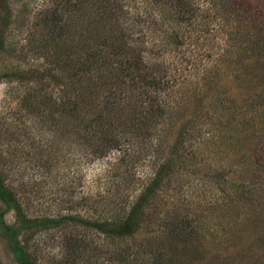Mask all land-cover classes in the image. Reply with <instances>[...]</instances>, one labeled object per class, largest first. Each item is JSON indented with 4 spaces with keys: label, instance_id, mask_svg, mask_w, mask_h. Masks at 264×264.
Masks as SVG:
<instances>
[{
    "label": "rangeland",
    "instance_id": "obj_1",
    "mask_svg": "<svg viewBox=\"0 0 264 264\" xmlns=\"http://www.w3.org/2000/svg\"><path fill=\"white\" fill-rule=\"evenodd\" d=\"M65 1L0 0V131L4 139L0 154L8 182L31 216H80L65 226L39 229L32 236L22 234L33 263L147 264L156 258L161 264H255L259 255L264 256L259 243L264 230V0H248L256 14L254 30L248 22L243 27L235 11L230 22L222 20L224 10L215 18L208 12L213 7L210 1L200 0L207 16L200 29L191 26L178 45L166 48L153 31L159 17L140 14L144 16L140 28L148 31L145 55L157 49L167 65L162 75L167 90L160 97L169 110L175 111L188 98L191 103L197 83L208 87L201 91L205 109L195 98L189 106L195 113L183 121L200 120L204 126L191 131L192 138L185 143L190 146L187 156L176 157L171 177L158 186L159 194L148 207L146 231L121 242L122 248L130 247L123 249L126 260H118L123 255L116 253L114 242L85 225L84 219L103 215L108 206L104 204L113 194L119 193L112 201L119 204L123 196L136 197L143 186H109L108 171L117 153L103 159L88 157L81 139H68L59 125L54 129L52 123L39 126L33 115L29 119L22 113L30 88H42L43 95H63L65 85L52 74L65 75L62 48L67 42L64 36L53 38L52 26L56 13L63 16ZM80 19L74 32L83 27ZM63 24L57 25V33ZM64 30L61 35L68 33ZM79 91L75 85L71 92ZM175 133L165 138L162 156L169 154ZM152 146L154 151L157 147ZM149 156L137 167L140 181L155 171ZM160 156L155 158L158 163ZM227 196L234 201L225 219ZM3 210L0 200L2 221H17L13 210ZM173 219L178 222L169 224ZM230 237L237 238L236 243ZM0 264H20L1 221Z\"/></svg>",
    "mask_w": 264,
    "mask_h": 264
},
{
    "label": "trees",
    "instance_id": "obj_2",
    "mask_svg": "<svg viewBox=\"0 0 264 264\" xmlns=\"http://www.w3.org/2000/svg\"><path fill=\"white\" fill-rule=\"evenodd\" d=\"M209 1L214 8L210 6L208 12L214 13L215 18L224 10L227 14L223 15L222 20L230 22L231 13L235 11L237 18L240 16L239 22L243 27L250 24L249 27L254 30L256 24L252 16L256 14L248 0ZM64 7L66 16L56 13L52 26L53 38L64 36L67 42L62 48L66 58L62 60L66 68L63 69L65 75L52 74L53 79H58L65 85L63 95L61 98L55 94L43 95L42 88L32 91L30 88L23 100L22 113L25 112L29 119L33 115L39 126L52 123L53 128L54 125H59L63 128L62 135L68 139L74 140L78 137L82 140V148L88 157L103 159L117 153L108 171L109 186H143L136 197H131L130 194L123 196L119 204L112 202L115 197H119V193L113 194L111 200L104 204L108 206L104 207L103 215L93 220L84 219L85 225L94 226L98 232L114 242L116 253L122 256L126 253L123 249L130 247L122 248L121 242L146 231V223L149 222L148 207H152L149 204L159 194L158 186L167 177H171L172 173L169 172L176 157L181 159V156H187L190 146L185 143L188 138H192L196 126H204L200 120L193 121L194 124H189L191 120L183 121L189 114L192 118L194 108L189 106L195 98L202 103L201 108L205 109L201 91L208 87L203 83L199 86L197 83L191 103L188 98L175 111L169 110L165 99L161 100L160 97L163 89L167 90L164 83L166 79L162 76L167 71V65L159 59L161 54L157 49L149 56L145 55L149 50L145 45L148 31L140 28L144 18L140 14L159 17L157 28L153 31L161 36L160 45L164 48L178 45L185 31L187 33L191 26L200 29V24L207 16L200 0H66ZM244 14L251 18L246 20ZM80 18L83 20V27L77 33L74 31ZM63 21L61 31L65 29L68 33L61 35V31L57 33L55 30ZM242 25L237 28L240 30ZM230 32L235 34L233 30ZM77 35L79 40L75 39ZM242 48L246 49L247 46ZM55 58L60 62L58 53ZM75 85L81 90L78 94L71 92ZM171 86L170 84L169 87ZM161 124L164 126H160ZM177 126L180 127L176 132ZM174 133L175 139L169 154L162 156L166 151L165 138L174 137ZM1 135L0 131V143L4 141L1 140ZM153 143L157 147L154 151ZM185 146H188L187 150ZM159 154L161 156L158 163L155 158ZM147 156L150 160L154 159L155 171L147 180L140 181L136 176L137 167ZM162 157L164 160H161ZM8 181L0 154V200L4 204L3 211L13 210L17 216V221L11 224L2 221L1 215L0 221L12 241L19 263L34 264L31 253L20 238L21 235L29 232V236H32L39 229L65 226L75 222L80 216L71 213L31 216ZM247 198L253 200V196ZM233 201L234 198L227 196L223 203L227 208L225 219L226 216L230 217ZM173 221L178 222L173 219L169 224H173ZM177 232L183 236L181 229ZM263 232L264 230L259 236V243L264 250ZM186 238L187 236L182 239L186 241ZM236 240L237 238L230 237L231 242L236 243ZM126 256L130 257L131 254ZM117 259L127 258L123 255ZM147 264H161V260L154 258ZM255 264H264V256L259 255Z\"/></svg>",
    "mask_w": 264,
    "mask_h": 264
}]
</instances>
